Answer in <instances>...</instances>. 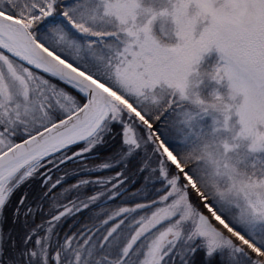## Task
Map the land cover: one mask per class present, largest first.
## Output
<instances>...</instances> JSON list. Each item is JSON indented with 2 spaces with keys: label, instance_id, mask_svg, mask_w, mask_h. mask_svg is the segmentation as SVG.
I'll list each match as a JSON object with an SVG mask.
<instances>
[{
  "label": "snow or ice",
  "instance_id": "obj_1",
  "mask_svg": "<svg viewBox=\"0 0 264 264\" xmlns=\"http://www.w3.org/2000/svg\"><path fill=\"white\" fill-rule=\"evenodd\" d=\"M0 264H264V0H0Z\"/></svg>",
  "mask_w": 264,
  "mask_h": 264
},
{
  "label": "rangeland",
  "instance_id": "obj_2",
  "mask_svg": "<svg viewBox=\"0 0 264 264\" xmlns=\"http://www.w3.org/2000/svg\"><path fill=\"white\" fill-rule=\"evenodd\" d=\"M209 57H211V60H209ZM209 57H205V65H210L211 63H214L215 61H217L219 59L218 53H216L215 51L211 52L209 54ZM211 90V86H209V88L205 89L203 95L205 97H207L208 92ZM223 91V90H222Z\"/></svg>",
  "mask_w": 264,
  "mask_h": 264
}]
</instances>
